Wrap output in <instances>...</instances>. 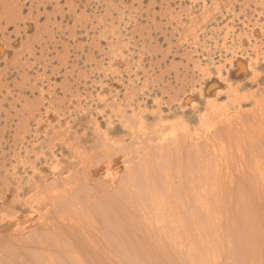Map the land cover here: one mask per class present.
Returning a JSON list of instances; mask_svg holds the SVG:
<instances>
[{
  "label": "rangeland",
  "instance_id": "374dc122",
  "mask_svg": "<svg viewBox=\"0 0 264 264\" xmlns=\"http://www.w3.org/2000/svg\"><path fill=\"white\" fill-rule=\"evenodd\" d=\"M33 3L40 9L32 22L22 13L14 52L3 39L15 28L0 32V54L7 55L0 58V264L19 262L37 245L39 234L29 228L45 216L80 217L91 236L97 225L104 230L107 216L127 230L130 216L106 198L116 191L109 177L116 164L139 160L138 146L156 135L195 139L212 128L213 136L218 116L231 111L264 120V0ZM58 197L68 198V212L54 205ZM75 202L89 214H79ZM104 244L106 264L118 261L119 252Z\"/></svg>",
  "mask_w": 264,
  "mask_h": 264
},
{
  "label": "bare ground",
  "instance_id": "6f19581e",
  "mask_svg": "<svg viewBox=\"0 0 264 264\" xmlns=\"http://www.w3.org/2000/svg\"><path fill=\"white\" fill-rule=\"evenodd\" d=\"M25 2L0 0V32L5 34L9 27L15 28L13 38L9 34V37L5 36L3 39V43L7 45L13 44V52L21 39L18 28L22 13L28 11L26 19L29 21L33 17V12L40 9L39 5L33 2L29 5ZM0 58H7V55L0 54ZM222 115L223 113L218 116L217 124L213 125L215 126L213 136L212 128L209 131L204 128L207 134L195 139L178 133L175 136L163 137L158 134L154 143H149V146H138L139 160L134 161V164H130L133 158L131 160L128 158L123 167L119 168L118 164L114 166L118 171L116 173L114 171L109 179L116 182L115 186L111 185L116 191L110 197L106 196L107 193L104 196L115 201L114 205L130 216L127 220L128 227L125 226L127 230L119 226L122 222L118 224V220L111 215L109 220L108 216L104 217L107 220L103 224L104 230L97 225L94 227L97 228L96 234L92 236L85 231L88 227L84 229L80 217L74 220L69 217L67 218L71 219L69 222L64 218L67 221L64 222L63 213H60L61 217L52 216L55 221L49 222L47 221L49 218L45 216L42 222L30 226L29 232L39 234V239L37 238L36 247L31 244L29 251L22 252L19 262L106 264L107 253L100 251L105 242L112 244L107 248L111 250L109 252L113 250L120 254V259L115 260L113 264H264V147L258 149L254 146V143H257L255 141L259 139L258 134H264L263 116L260 119L255 117L251 122L241 118L242 112L231 111L228 118H222ZM246 142L249 144L253 142L251 144L253 146L248 144L246 149ZM147 163L151 168H146ZM103 168L105 172L107 168H104L105 170ZM107 174L102 173L105 176ZM105 176H101L102 179H106ZM101 181L104 183V180ZM58 199L59 197L57 201L61 200ZM66 200L54 205L61 204L60 211L68 212V206L66 209L65 206L70 203L68 204ZM105 202L107 204V201ZM105 202L102 205H105ZM75 203V206L73 204L75 210L84 215L85 212L83 213L80 208L82 205ZM114 205L111 209L113 213ZM93 210L95 211V208ZM69 212L71 213V210ZM122 220L126 221L125 218ZM95 221L99 223L97 219ZM92 224L94 225V221ZM27 225L29 224L24 226ZM86 232L90 234L86 235V240L91 245L81 240ZM76 241L80 242L79 245ZM39 244L44 248L41 249ZM79 250H83L84 253Z\"/></svg>",
  "mask_w": 264,
  "mask_h": 264
}]
</instances>
